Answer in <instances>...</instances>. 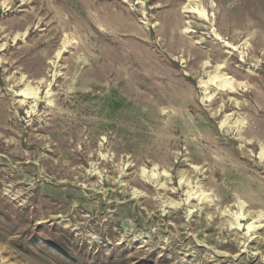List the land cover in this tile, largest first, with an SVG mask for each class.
<instances>
[{
  "label": "rangeland",
  "instance_id": "374dc122",
  "mask_svg": "<svg viewBox=\"0 0 264 264\" xmlns=\"http://www.w3.org/2000/svg\"><path fill=\"white\" fill-rule=\"evenodd\" d=\"M0 264H264V0H0Z\"/></svg>",
  "mask_w": 264,
  "mask_h": 264
},
{
  "label": "bare ground",
  "instance_id": "6f19581e",
  "mask_svg": "<svg viewBox=\"0 0 264 264\" xmlns=\"http://www.w3.org/2000/svg\"><path fill=\"white\" fill-rule=\"evenodd\" d=\"M187 6H185L186 8ZM188 10V9H186ZM191 10V9H190ZM185 11V10H184ZM189 11V10H188ZM207 19V18H206ZM217 65V64H216ZM224 66L222 64L215 66V75L213 76V78H217V80H219L218 85L222 86V87H232V81H231V77H229L228 75H225V73H220L221 69ZM219 73V74H218ZM212 78V79H213ZM30 93V92H29ZM31 94V93H30ZM36 95V94H35ZM33 96V95H32Z\"/></svg>",
  "mask_w": 264,
  "mask_h": 264
}]
</instances>
